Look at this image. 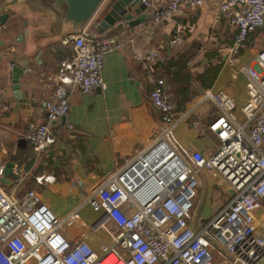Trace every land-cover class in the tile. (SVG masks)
<instances>
[{
	"label": "crops",
	"instance_id": "crops-1",
	"mask_svg": "<svg viewBox=\"0 0 264 264\" xmlns=\"http://www.w3.org/2000/svg\"><path fill=\"white\" fill-rule=\"evenodd\" d=\"M115 1L105 0L88 24L92 34L114 36L121 42L105 59L102 73L107 88L83 92L69 86L70 110L51 124L56 141L42 153L27 137L30 122L47 121V100L55 97L42 72L56 73L61 60L74 53L72 40L66 38L79 29H73L54 9V0H20L11 6L6 22L0 23V168L4 169L0 183L17 197L36 189L61 218L78 210L80 217L64 231L70 238L84 237L96 251L111 243L112 237L97 224L102 212L94 210L87 199L160 131L163 117L150 100L151 89L162 87L177 112L184 113L175 127L179 143L211 154L220 144L209 128L217 107L204 98V92L225 89L233 96L234 113L242 121L248 98V73L243 67L254 62L264 45L263 26L250 33L246 48L230 50L236 28L221 10V0H204L198 7L184 5L172 19L159 24L150 15L136 25L123 20L99 30V20ZM180 25L184 42L172 45L170 40ZM148 49L159 51L154 62L136 57ZM13 61L29 67L19 78V89L12 81ZM10 161L15 169L10 182L3 184L1 178ZM203 174L211 178L209 190L213 184L230 187L209 168ZM231 195H222L211 214L196 203L193 223L207 220ZM108 224L117 228L113 221Z\"/></svg>",
	"mask_w": 264,
	"mask_h": 264
},
{
	"label": "built area",
	"instance_id": "built-area-1",
	"mask_svg": "<svg viewBox=\"0 0 264 264\" xmlns=\"http://www.w3.org/2000/svg\"><path fill=\"white\" fill-rule=\"evenodd\" d=\"M142 2L153 23L159 24L184 5L202 6L204 0ZM220 8L236 28L230 50L246 48L250 33L264 26V0H221ZM69 40L74 53L61 60L56 73L42 72L55 97L47 100V121L29 123L27 137L38 153L56 141L51 124L70 110L68 87L83 92L106 89L105 59L121 44L117 37L92 34L88 25ZM183 42L180 25L170 43ZM136 57L154 62L159 51L148 49ZM243 69L248 73L243 121L235 115V100L225 89L204 92L217 107L209 128L220 144L211 154L179 143L175 127L184 113L177 112L162 87L151 89L150 100L163 117L160 131L87 199L102 212L97 224L112 237L101 251L87 239L65 233L64 227L80 217L78 210L61 218L36 189L17 197L0 183V264H264V45ZM205 168L225 179L234 192L212 217L197 225L194 198Z\"/></svg>",
	"mask_w": 264,
	"mask_h": 264
},
{
	"label": "water",
	"instance_id": "water-1",
	"mask_svg": "<svg viewBox=\"0 0 264 264\" xmlns=\"http://www.w3.org/2000/svg\"><path fill=\"white\" fill-rule=\"evenodd\" d=\"M20 0H3L0 5V23L4 24L9 16V10L11 6L18 3ZM105 0H54L53 7L58 10L63 17L72 25L73 29H81L88 25L101 8ZM146 10L145 4L142 0H116L109 10L105 13L97 28L101 31L108 28L110 25L119 22L123 23V20H128L130 25H136L142 22L145 17L149 18L150 13ZM144 12V13H143ZM135 13H139L138 17H134ZM12 81L14 82V88L19 89V78L28 71V66H17L13 61ZM65 118V116H63ZM15 163L10 161L7 163L4 176L1 178L3 184L10 182V174L14 172Z\"/></svg>",
	"mask_w": 264,
	"mask_h": 264
},
{
	"label": "rangeland",
	"instance_id": "rangeland-1",
	"mask_svg": "<svg viewBox=\"0 0 264 264\" xmlns=\"http://www.w3.org/2000/svg\"><path fill=\"white\" fill-rule=\"evenodd\" d=\"M201 177H202L201 178L202 182L198 189L197 195L194 198L195 200L194 214L195 215L197 214L196 203H198L199 206H201L203 209H205L207 212L211 214L215 210L217 206V202L222 195L232 194L234 192V190L231 189L228 186V184H224V185L223 184H219V185L213 184V187L209 190V184L211 183V178L209 177L208 174L207 175L203 174L201 175ZM215 212L213 214H215ZM213 214L209 216L208 219L212 217Z\"/></svg>",
	"mask_w": 264,
	"mask_h": 264
}]
</instances>
